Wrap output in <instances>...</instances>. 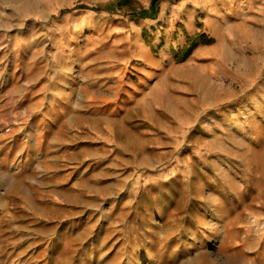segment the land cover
Masks as SVG:
<instances>
[{
  "label": "rangeland",
  "instance_id": "1",
  "mask_svg": "<svg viewBox=\"0 0 264 264\" xmlns=\"http://www.w3.org/2000/svg\"><path fill=\"white\" fill-rule=\"evenodd\" d=\"M119 1L0 0V264H264V0Z\"/></svg>",
  "mask_w": 264,
  "mask_h": 264
},
{
  "label": "trees",
  "instance_id": "2",
  "mask_svg": "<svg viewBox=\"0 0 264 264\" xmlns=\"http://www.w3.org/2000/svg\"><path fill=\"white\" fill-rule=\"evenodd\" d=\"M162 0H151L150 7L148 9H141L140 11H133L134 16L139 17V18H151L154 19L158 16L160 10H159V4L161 3ZM130 2V0H120L118 4L120 6H124L125 4L127 5ZM79 7H86L85 5L81 4ZM89 8V7H88ZM92 9L99 10L100 7H91ZM105 9V8H103ZM109 10V9H107ZM111 11V10H109ZM114 11V10H113ZM111 11V12H113ZM192 46H195V43L193 42ZM190 53V50H186L184 53V56L180 58V60H184L187 56V54Z\"/></svg>",
  "mask_w": 264,
  "mask_h": 264
},
{
  "label": "crops",
  "instance_id": "3",
  "mask_svg": "<svg viewBox=\"0 0 264 264\" xmlns=\"http://www.w3.org/2000/svg\"><path fill=\"white\" fill-rule=\"evenodd\" d=\"M142 19V18H141ZM143 20H146V18L145 19H143Z\"/></svg>",
  "mask_w": 264,
  "mask_h": 264
}]
</instances>
